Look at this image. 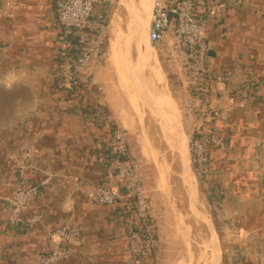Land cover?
<instances>
[{
  "label": "crops",
  "instance_id": "0c3cea01",
  "mask_svg": "<svg viewBox=\"0 0 264 264\" xmlns=\"http://www.w3.org/2000/svg\"><path fill=\"white\" fill-rule=\"evenodd\" d=\"M55 4L0 0V264H38L50 232L66 225L78 231L80 241L57 264H130L117 208L91 198L104 184L98 154L111 128L131 126L128 97L114 88L106 65L95 73V83L55 87L63 44ZM194 4L209 47L208 96L220 113L202 132H214L224 143L210 149L200 182L219 235L221 264H264V190L258 178L263 162L258 147L264 144V0ZM23 146L26 184L42 182L44 189L22 213L39 220L18 228L9 224L8 199L17 173L11 154ZM157 264L172 262L162 253Z\"/></svg>",
  "mask_w": 264,
  "mask_h": 264
},
{
  "label": "built area",
  "instance_id": "2783aa9c",
  "mask_svg": "<svg viewBox=\"0 0 264 264\" xmlns=\"http://www.w3.org/2000/svg\"><path fill=\"white\" fill-rule=\"evenodd\" d=\"M115 0H56L55 14L63 35L56 68L55 87L59 90L92 84L95 73L105 64L106 31L109 7ZM203 20L195 15L194 0H155L148 28L152 46L166 45L168 56L176 66L184 92L185 124L189 134L190 162L202 183L207 173L209 152L223 148L222 139L212 132L203 135V127L220 113L208 96L211 87L209 47L202 38ZM258 151L262 164L258 178L264 190V144ZM28 149L23 146L11 159L17 164L16 181L8 199L9 224L25 228L39 217H23L30 202L41 196L44 183L27 186L25 179ZM104 172V184L91 192L95 204L117 208L128 245L130 264H157L159 239L152 207L144 187L137 160L132 155L126 133L113 126L107 143L98 154ZM110 181L106 185L105 183ZM80 241L77 230L62 226L49 234L48 251L38 264H57Z\"/></svg>",
  "mask_w": 264,
  "mask_h": 264
},
{
  "label": "rangeland",
  "instance_id": "374dc122",
  "mask_svg": "<svg viewBox=\"0 0 264 264\" xmlns=\"http://www.w3.org/2000/svg\"><path fill=\"white\" fill-rule=\"evenodd\" d=\"M153 2L115 0L110 6L104 46L107 55L102 67L106 65L112 74L115 89L119 86L126 96H132H128L129 112L126 113L132 122L131 126H125L124 132L129 149L139 164L152 213L154 211L158 257L163 253L172 264H215L211 258L212 237L204 224V219L210 221L213 214L209 198L190 160L186 159L189 134L182 107L185 96L180 77L167 54L166 45L152 46L148 41L145 13L148 5L152 6L153 12ZM112 42L114 47H111ZM153 66L164 82L161 87L165 86V92L170 96L179 133L172 132L169 127L171 116L157 99L159 87ZM169 83L175 86L176 95ZM182 151L187 155L185 159L181 157Z\"/></svg>",
  "mask_w": 264,
  "mask_h": 264
},
{
  "label": "bare ground",
  "instance_id": "6f19581e",
  "mask_svg": "<svg viewBox=\"0 0 264 264\" xmlns=\"http://www.w3.org/2000/svg\"><path fill=\"white\" fill-rule=\"evenodd\" d=\"M120 1H122V0H120ZM137 3V2H136ZM120 5V4H119ZM136 5V4H135ZM122 6V5H121ZM152 7V6H151ZM150 5H148V8H147V10H146V13H145V17H146V19H148V18H150L149 17V14L151 13V11H150ZM139 11H142V10H140L139 9ZM124 21V20H123ZM148 22V21H147ZM116 23H117V21H116ZM116 23H114V24H116ZM114 28H116V27H114ZM120 34V33H119ZM111 47H114V42H112L111 43ZM111 51V50H110ZM147 54V53H146ZM148 61H151V60H148ZM150 64H152V63H150ZM152 66V65H151ZM154 67V66H153ZM152 68V67H151ZM153 72H154V74H155V79H156V85L159 87V97L157 98L160 102H162L163 103V107H165V109H166V112H168L169 114H170V116H171V122L169 123V127L172 129V132L173 133H179V128H178V125H177V120L175 119V117H174V107H173V104L171 103V100H170V96H169V94L168 93H166L165 92V86H164V88L163 87H161V84L163 83L164 84V82H162V78H161V76L158 74V70H157V68L156 67H154V69H153ZM148 73H150V72H148ZM152 73V72H151ZM153 75V74H152ZM150 81V80H149ZM155 82V81H154ZM149 84V83H148ZM151 84V83H150ZM156 86V87H157ZM151 87V86H150ZM151 89V88H150ZM128 96H130V95H128ZM127 96V97H128ZM131 98H132V96H130ZM175 105V104H174ZM151 111V110H150ZM137 112V111H136ZM175 112H176V109H175ZM177 115V114H176ZM163 118H164V116H163ZM166 120L164 119V122H165ZM179 124V123H178ZM182 136H180V138H181ZM182 139V138H181ZM182 148V147H181ZM182 152H184V151H182ZM181 154V153H180ZM180 157V156H179ZM198 227V226H197ZM199 232V231H198ZM212 243H213V247H212V254H211V258H212V260H214V249H215V247H216V245H214L215 244V241H214V236L212 237ZM215 246V247H214ZM211 247V246H210ZM211 249V248H210Z\"/></svg>",
  "mask_w": 264,
  "mask_h": 264
},
{
  "label": "water",
  "instance_id": "95a60500",
  "mask_svg": "<svg viewBox=\"0 0 264 264\" xmlns=\"http://www.w3.org/2000/svg\"><path fill=\"white\" fill-rule=\"evenodd\" d=\"M185 152L181 153V157L185 159V157H187V155ZM188 160H190V156H188V158H186ZM204 224L207 227V230L209 232V234L211 235V237L214 236V241L216 247L214 249V260H215V264H219L222 261V249H221V243H220V239H219V235L216 231V228L214 226V223L212 221V218L209 220H207L206 218L204 219Z\"/></svg>",
  "mask_w": 264,
  "mask_h": 264
}]
</instances>
